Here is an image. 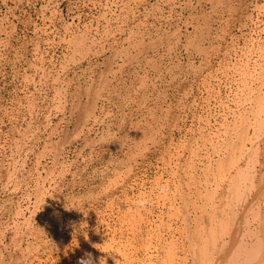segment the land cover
Wrapping results in <instances>:
<instances>
[{"label":"rangeland","instance_id":"1","mask_svg":"<svg viewBox=\"0 0 264 264\" xmlns=\"http://www.w3.org/2000/svg\"><path fill=\"white\" fill-rule=\"evenodd\" d=\"M262 71L264 0H0V264H214Z\"/></svg>","mask_w":264,"mask_h":264},{"label":"bare ground","instance_id":"2","mask_svg":"<svg viewBox=\"0 0 264 264\" xmlns=\"http://www.w3.org/2000/svg\"><path fill=\"white\" fill-rule=\"evenodd\" d=\"M263 76H264V72L262 73V77ZM259 109H262V108H259ZM259 139L261 138L259 137ZM257 145L258 144L254 142L252 150L255 149ZM257 162H259L261 165L263 160H261L259 157V159H257ZM251 177L252 178L249 180L250 185L246 186L248 188L247 191L244 190L245 188L244 189L242 188L234 189L233 188L234 190H232L231 187H233V184L232 186L231 184H228V194L224 200L226 202H230L231 200H233L237 203L238 206L236 205L237 208L236 209L232 208L231 210L232 213L230 217V226L228 227L229 228L228 232L230 233L227 234V236L230 237V240L228 239L226 240V242L216 243L218 250L215 253L216 256L214 258V264H264V232L260 233L258 231L252 230V228L249 227L250 232H252L255 235L254 242L246 241L244 236H242L241 239L238 237L240 234L239 233L240 225L242 223L245 224V221L249 222L248 213L249 215L253 214L252 220L258 219L262 213L261 212L262 209L260 208L261 206L259 207L258 205H254V203L250 201L249 190L256 189V195L257 196L260 195L262 192H264V182H263L264 180L256 181V179L254 178L255 176H251ZM237 182L239 181L237 180ZM235 184L238 185V183H235ZM260 188H263V189H260ZM238 208H240L239 211H238ZM213 220H214V223L216 224L217 218L215 216H213ZM204 232L206 236L203 241L210 242L212 241V238L216 236L217 230L215 227H212L211 225L209 228H206ZM171 253L169 254L171 255ZM172 257L173 256H171L170 259H172ZM172 262L173 261H171V263ZM148 264L150 263L148 262Z\"/></svg>","mask_w":264,"mask_h":264},{"label":"clouds","instance_id":"3","mask_svg":"<svg viewBox=\"0 0 264 264\" xmlns=\"http://www.w3.org/2000/svg\"><path fill=\"white\" fill-rule=\"evenodd\" d=\"M160 190L163 192V191H164V188L161 187ZM145 203H146V201H144V200H141V201L139 202V204H140L141 207H143V206L145 205ZM101 261H103V264H106V262H105L104 259H101V260H100V264H101ZM80 264H92V261H91V255L88 254V259L81 260V261H80Z\"/></svg>","mask_w":264,"mask_h":264}]
</instances>
